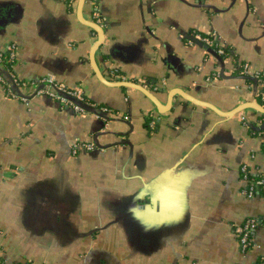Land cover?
Here are the masks:
<instances>
[{
    "label": "crops",
    "instance_id": "obj_1",
    "mask_svg": "<svg viewBox=\"0 0 264 264\" xmlns=\"http://www.w3.org/2000/svg\"><path fill=\"white\" fill-rule=\"evenodd\" d=\"M0 0V52L12 72L39 84L53 74L80 86L106 119L46 96L24 104L0 86V264H256L264 256V196L246 197L240 167L264 172L254 128L258 86L238 67L264 72V0ZM218 36L217 58L188 36ZM214 51V50H213ZM117 70L133 88L102 83ZM1 72V69H0ZM248 79H250L248 77ZM43 85L40 84L39 88ZM32 94L31 90H23ZM99 107V108H100ZM154 120L148 130L147 118ZM90 143L87 150L74 144ZM254 218L255 249L233 228Z\"/></svg>",
    "mask_w": 264,
    "mask_h": 264
},
{
    "label": "built area",
    "instance_id": "obj_2",
    "mask_svg": "<svg viewBox=\"0 0 264 264\" xmlns=\"http://www.w3.org/2000/svg\"><path fill=\"white\" fill-rule=\"evenodd\" d=\"M68 1L73 2L74 0H68ZM85 2L92 6V14H91L92 23L95 24L96 26L102 27L105 23V19L102 17V15L100 14L99 10L96 7V0H85ZM192 36L195 40L209 46L212 50L215 49L214 52L216 54L220 56L224 54V51L222 50V47L220 45V40L218 36H216L215 34L210 33L206 36H203L197 33H193ZM16 50L17 48L15 45L13 44L7 45L4 51L2 52V53H6V58L0 59V67L6 70L9 79L18 89V93L14 92L10 88V84L5 79V77L2 74H0V86L5 90L7 96H9L10 98H16L26 105L33 96H46L51 99L57 100L61 103L69 105L72 108V110L76 113L88 114L78 106L72 104L71 102L67 101L66 99L56 94V91H60L67 94L68 96L75 98L78 101L87 103L84 97V92L80 86L67 88L62 83L58 82L54 75L49 73L46 74L43 78H41L39 84L36 85L33 83L23 82L17 79V77L14 75L12 71H8L6 69L7 65H10V61L15 60ZM238 74L242 77H246V78L249 77L250 79L254 80V82L257 84L258 91L255 94L254 101L258 106L264 109V72H249L247 64H242L239 65L238 67ZM105 79L112 83L132 82L128 80L125 75L118 72L117 70H110L107 73ZM40 84L43 85L42 88H39ZM138 85L144 86L143 81H139ZM23 90H31L32 94L30 96L29 94H24ZM258 101H261L262 105H259ZM97 109L105 113L109 112V110L106 108H97ZM258 114L261 115L262 113L258 112ZM240 121L245 128L247 129L250 128L249 125L251 124L248 123L244 117H240ZM257 125L258 126L263 125V120L257 119L256 126ZM153 126H154V122H150L148 125L149 129H152ZM258 136H260L262 139V152L264 153V138L262 137L263 135L258 134ZM78 146H82V148H85L87 150L94 149V146L90 143L74 144L73 149H76ZM240 173L243 181L245 182V186L242 192L246 197L252 198L253 196L256 195V190H255L256 186H259L261 189L264 190V172L260 173L261 175H259L248 170L246 166H241ZM250 177H254V178H250ZM258 225L259 222L256 219L250 218V219H246L240 225L233 228V231L237 237L238 250L241 255H245L249 251L255 249L256 246L253 243L252 235L257 229ZM259 260H260L259 264H264V256L260 257Z\"/></svg>",
    "mask_w": 264,
    "mask_h": 264
},
{
    "label": "water",
    "instance_id": "obj_3",
    "mask_svg": "<svg viewBox=\"0 0 264 264\" xmlns=\"http://www.w3.org/2000/svg\"><path fill=\"white\" fill-rule=\"evenodd\" d=\"M84 2H85V0H77L78 13L80 12V10H81ZM87 25L93 30V32L97 33L99 35V37H100L99 40L94 44V47H93V49H92V51L90 53V58H92L95 50L100 46L101 41L103 39V28H102L103 26L102 27H99V26H96L93 23H88ZM188 40L191 41L193 44H197V45L204 46V48H207L210 53H212L214 56H216L217 58L220 59V57L217 56V54L209 46H207V45H205V44H203V43L195 40L193 38L192 34L188 36ZM0 69H1L0 74H2L5 77V79L8 81V83L10 84V88L14 92L18 93L17 87L9 79L6 70L3 69L2 67H0ZM93 69H94V72L97 75L98 79L102 83H106V84H109V85H112V86H115V87H118V88H133L135 90H138V91L142 92L144 95H146L148 98L151 99V101L153 102V104H155L154 106L156 108V111L159 112V113L167 112L169 110V107L171 105V101H172V98H173L174 94H178V95L182 96L183 98H185L186 100H188L189 102H191L193 104H197V105L202 106L204 108H208L209 107L205 103L197 102V101L193 100L192 98H189L188 96H184L183 94L172 92V93H168V104H167L168 106H166L165 108H163L162 106H160L154 100V98L149 94V92L146 91V89L142 85H138L135 82L112 83V82L107 81L104 77H102V75L99 74V72L96 70L95 67ZM56 94L58 96L64 98V99H66L67 101L71 102L72 104L78 106L79 108H81L82 110H84L85 112H87L88 114H92V115H94V116H96L98 118H101V119H106V117H105V114L106 113L105 112H103V111H101V110H99V109H97L95 107H92L88 103H85V102H82V101H78L75 98H73L71 96H68L67 94H65L63 92H60V91H56ZM250 108H253V109L257 110L260 113H264V109L261 108L260 106H258L256 103H248V104H245V105H242V106L238 107L236 110H233L230 113H226V114L222 113V114L225 115L226 117H231V116L237 114L238 112H240L242 110L250 109ZM249 127L252 130H254V131L264 130V125H261L258 128H254L252 125H249ZM96 148H97V146L94 145V149H96Z\"/></svg>",
    "mask_w": 264,
    "mask_h": 264
},
{
    "label": "trees",
    "instance_id": "obj_4",
    "mask_svg": "<svg viewBox=\"0 0 264 264\" xmlns=\"http://www.w3.org/2000/svg\"><path fill=\"white\" fill-rule=\"evenodd\" d=\"M221 47H222V50L224 51V54L221 57H226L229 54V51H228V49L226 47H224V46H221ZM4 58H6V53H2L1 52L0 53V59H4ZM13 64H14V61H10V65H7L6 69L8 71H12ZM246 82L251 83V82H254V81L252 79L246 78ZM258 104L259 105H262V102L261 101H258ZM97 107L99 108L100 106H97ZM257 119H262L263 120V125H264V113H262L261 115L258 114V118ZM150 122H154V120L151 117H148L147 118V128H148V130H150L149 127H148V125H149ZM248 130L250 131V133L252 135H258V134H260V135H263L262 137L264 138V130L254 131L251 128H248ZM259 175H261V174H259ZM250 178H254V177H250ZM255 190H256V194H259L261 196H264V190L261 189L259 186H256L255 187ZM259 262H260V260H258L256 264H259Z\"/></svg>",
    "mask_w": 264,
    "mask_h": 264
}]
</instances>
